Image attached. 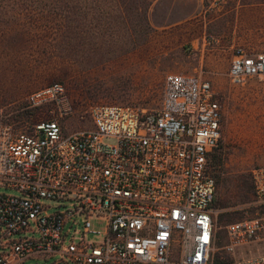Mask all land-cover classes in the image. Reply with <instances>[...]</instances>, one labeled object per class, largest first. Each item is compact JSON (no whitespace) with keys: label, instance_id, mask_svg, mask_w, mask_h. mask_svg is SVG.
<instances>
[{"label":"built area","instance_id":"1","mask_svg":"<svg viewBox=\"0 0 264 264\" xmlns=\"http://www.w3.org/2000/svg\"><path fill=\"white\" fill-rule=\"evenodd\" d=\"M226 1L201 0L202 12H220ZM235 49L232 83L264 74V51ZM45 104L52 114L29 129L0 123V187L14 191H0V264L213 263L210 161L223 109L209 79L168 72L158 107L94 103L92 127L70 132L61 123L74 110L63 82L30 91L22 108ZM251 176L264 202V164ZM91 219L103 222V231L92 228ZM225 228L223 248L235 253L264 235V216ZM263 263L264 253L232 261Z\"/></svg>","mask_w":264,"mask_h":264},{"label":"rangeland","instance_id":"2","mask_svg":"<svg viewBox=\"0 0 264 264\" xmlns=\"http://www.w3.org/2000/svg\"><path fill=\"white\" fill-rule=\"evenodd\" d=\"M195 1L161 0L157 6L156 0H0V123L29 129L50 117L51 104L22 106L30 91L55 80L64 83L72 100L73 113L61 122L70 132L92 127L88 108L94 103L158 107L168 72H196L209 79L223 109L222 135L214 151L222 160L214 164L212 155L210 161V171L219 173L212 261L219 254L232 264L239 255L223 248L226 224L264 216L251 176L254 166L264 164V74L243 84L228 77L235 46L247 48L246 41L260 32L254 20L256 0H233L236 10L224 13L223 8L206 18L200 5L183 22L159 25L184 16ZM91 223L103 231V222ZM260 253L264 248L246 255Z\"/></svg>","mask_w":264,"mask_h":264},{"label":"crops","instance_id":"3","mask_svg":"<svg viewBox=\"0 0 264 264\" xmlns=\"http://www.w3.org/2000/svg\"><path fill=\"white\" fill-rule=\"evenodd\" d=\"M156 1H158V3L156 4L158 6L161 0H156ZM234 3H236V2H234L233 0H227L226 3L224 4L223 12L227 13V12L232 11L234 9L236 10L237 9V6H236L237 3L236 4H234ZM200 5H201V0H200V2H199V0H196L195 3L189 9L191 12L187 11L184 16L178 18L177 20H174V22H162L159 25L161 27H167V26H170L171 24L183 22L184 20H186L190 16V14H194L195 11L200 10ZM253 5H254V9H255V18H254L255 26H256V28L260 29L259 30L260 32L255 33V36H254L255 38H253V40L251 42L246 41L245 44L248 46L247 47L248 49L245 47L244 48L246 50H249V51H264V16L262 15V14H264V0H256L255 2H253ZM153 6H154V3L150 9H152ZM211 13L216 14L217 12H214V13L210 12L207 14L203 13V16L206 18V16L211 14ZM231 39H232V41H231L232 45H233V43H236L234 41L237 39L234 36L231 37ZM205 43H206V41L204 38L202 40V45H204ZM238 44H240V43H238ZM263 248H264V235H262L259 239L255 240L251 243H248L244 246H241L240 248H238V250L236 252L239 255L238 257H241V256H246L247 253H250L253 251H261Z\"/></svg>","mask_w":264,"mask_h":264},{"label":"trees","instance_id":"4","mask_svg":"<svg viewBox=\"0 0 264 264\" xmlns=\"http://www.w3.org/2000/svg\"><path fill=\"white\" fill-rule=\"evenodd\" d=\"M55 81H58V80H55ZM60 81V80H59ZM53 82V81H52ZM62 82V81H61ZM23 113H27V112H23ZM29 115L32 114V112H28ZM219 147V146H218ZM220 150V149H219ZM213 157H214V164H219L220 161L222 160V156L219 154V153H214L213 154ZM212 175L214 176L215 178V182H216V186H217V183H218V177H219V173L218 172H212ZM216 199V197H215ZM215 199H214V202H215ZM221 205H224V204H221ZM226 261L221 259L219 257V254H216L214 257H213V263L212 264H225Z\"/></svg>","mask_w":264,"mask_h":264}]
</instances>
